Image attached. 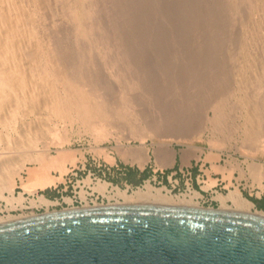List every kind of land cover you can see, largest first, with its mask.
Here are the masks:
<instances>
[{"label":"bare ground","instance_id":"6f19581e","mask_svg":"<svg viewBox=\"0 0 264 264\" xmlns=\"http://www.w3.org/2000/svg\"><path fill=\"white\" fill-rule=\"evenodd\" d=\"M0 1L2 2L1 3L2 6L5 4L3 7H0V113H1V111L4 110V108H6V105H7L6 102L4 101V99L8 95L7 91H11L12 90V92L14 94L13 95L14 96L13 98L17 102L16 103V107L18 106L19 101H25L26 103L29 102L30 105H31V102H32V104L34 102L37 103V101L39 102L41 98L42 99L44 98V99H46V101L45 100L44 101L47 102L46 103L47 107H49V109H50L49 111L52 113L51 115H54L57 118H68V117H70L74 113L78 116L79 119L83 120L84 122L89 121L92 118L94 119L96 117H103V116L104 117H107V115L104 113V110L101 109L99 105H97V104H95V103L92 102L93 101V98H91L90 94L87 93V91L83 88V84L88 81V79L85 80L86 78L83 76V74H85V75L87 74V72H85V71L86 70L88 71L87 68L90 66V64L92 62L91 58H89V56L91 55L89 52L90 51L92 52L95 49L97 51H98V49L101 50L100 48H104L105 49L107 47L104 46V44L105 45L106 44L109 45L108 43H111L110 42L111 41V38H108L107 37L108 40L107 39L105 40V38L103 39L102 37H101L102 38L101 39L100 38V35H99L98 28L99 27L101 28V26H98L97 25L98 24L97 23V20L98 19L95 18L96 15H94L95 8L97 9V7H98L97 4L99 2L96 4L95 3L96 0H22V3L17 2V0H0ZM103 1L105 2V0H103ZM108 1L110 3H112L110 0H108ZM112 1H114V0H112ZM124 1L127 2V0H124ZM124 1H123V4L125 3ZM192 1H193V3H192ZM201 1H204L205 2V0H183L182 1V4H179L180 6H182L180 8H182V9L184 8L183 11H181L180 8H179V11L184 12L185 10H187L186 13H187V16H189V19L185 17L186 19H188V21H183V22L180 21V22H178L177 23V26H178L177 27V31L179 30L182 34L184 33V35H185V33L187 34L188 32H192L193 34L192 33L191 34H192V36L194 35L193 37H195V39L192 40L193 41V44H191L192 43L191 40H190L191 43L188 42L192 46L195 43H197L198 41H201L202 40L204 42V40L202 38V35L200 36L201 38L198 39L199 38L198 37V34L200 32L203 31L202 33L205 32V34L208 35V38H206L207 35H204L203 34V36L205 38V41L208 40V39L210 40L209 43L206 41L207 42L206 44H207L208 47L207 46L205 47V42H204L203 45L200 42H199L200 44H198V43L195 44V46L197 45L199 48L202 46L200 48V50H199L200 52L197 49L195 50V51L199 52L198 57H196L197 55H195V54H197V52L194 53L195 56L192 54L194 52V51L192 52V50L195 49L194 46H193V49L190 50V52L189 51L188 52H189V54L191 53V55L194 56L193 57V59H194L193 61L197 60L195 58H198L197 61H199V59L203 61L202 63H199L200 61L197 62V63H199L198 65H200V64H206L207 65L206 67L208 69H211V70L208 71L206 68H204L205 65H203L204 66L203 67V72H204V69L207 70V72H205V74H204L203 72L200 71L202 74L199 72L201 78L198 79V80L195 78V76L198 74V72H197V74L192 73V76L191 77L194 78V79H196L197 81H199V83L197 82L198 84L195 85L196 80H194L193 82H195V83L192 84L191 82H192L193 79L191 80L189 78L190 77L189 75H191V72H192L193 67H191L192 69L191 68H188V69H191L190 74L187 75V76H189L188 77L189 80H191L188 83L189 84L191 83L192 85L191 84L189 85V84H187L186 82L183 81L184 84L186 83L184 85V87H187L186 88V91H183V92L179 91L178 88H177L178 91L175 89L174 84L176 83V81L173 80V78L176 79L177 76H175V77L172 78L171 77V72H169L170 74L169 73L168 74L170 75V77L172 78V80L169 77L170 79L168 78L169 80H166V81L163 80L165 78L162 79V77H163L164 74L162 75V77L160 76L161 79L160 78L157 79L156 77L152 78L153 77L152 75H150V74L147 75V73L145 72L146 73L145 75H147V79H148V80H145V81L143 80V77L142 76H139L140 74H138V78L139 77L141 78L140 79L141 83L143 82L144 85H145V87H147L146 89H144V90H146L145 91L146 96H147V93L148 94L149 93H152L154 95V97H155V100L154 101H156L157 104H158V106L160 107V108L158 107L157 110H160V111H157L156 110L155 107H157V105L155 106L154 101H152L153 98L150 99L149 101L150 102L151 101L153 102V104H154L153 107L154 108L152 106L151 107H152L153 110L155 109L154 110L155 113L154 112L152 113L153 110H151V109H150L151 110L150 111L151 113H149V111H146L147 108L149 109L150 107H147L146 110H144L145 108L144 109H141L142 107L139 108L142 111L139 110V109L136 110L137 108L136 109L135 108H132V106L130 105L131 103L128 100H127L128 103H130V104H128L129 105L128 107L131 106L132 109L131 108H130L131 110L126 109V111H124L122 109V106L126 105L127 102H126L125 97L123 98L121 96V98H120V100L118 102V103H121V104H119L121 108L120 107H117L118 110H116L115 118L120 119V121H123L124 124L127 123V127L130 126L128 129H130L131 136L138 137L141 140L142 144H143V146H140V147L139 146L138 147H129V146L127 147V146H124V145H121L120 144V146H119L120 149L118 148L120 150V153L119 154L122 156V159H124L126 162H129L131 164H137L140 167H144L145 164L149 161V159H150L149 149L146 148V146H144V144L146 143L147 138L149 136H152L147 129H150V130L152 129L153 131L152 130L151 131L154 133V138H157L156 143L158 145L157 148H155V151L153 150V152L155 153L154 155H156V158H157V163L156 164H158V167H160V168H164L166 166L171 165L172 162H174V157H175V149L170 147V145L172 144V142L173 141H180V142H188V143L192 142L193 143V141H194L193 140V137H192L193 136V133H192V130L190 128H191V125L193 124V122L194 123L197 122V120H196V122L193 121V120H195V117H196V119H199L200 118L199 117L200 116V113L199 112H194L196 109L195 110L193 109V107H195L196 105H198L199 107H204L203 108L204 110L207 109L208 107L211 108V109H214L213 110L214 111V114H212L214 116L212 117V119L206 118L209 121H211L209 123L214 124L213 125V128L214 129H215V127H214L215 125H216V128H217V126L219 128H221V127H223L224 124L226 125V123L229 121V118L228 119H226V118L230 114H227L226 115V113L224 112V110H225L224 108H222L224 110H221V104H223V102H222L223 99L225 100V99H227L226 97H230V96H228V95H230V93L228 94V92L232 91V90H230V91L228 90L229 89L228 88L229 87L228 85L232 81V79L230 81V76H231V73L232 72H231V70L229 71V69L231 68V66L229 68V66L226 65V66H228V67H226L225 64H226L227 61L226 62L224 61L225 60V57H226V59H228V55L229 54H230L229 59H232V58L234 59L235 56H236V52L237 53H240V56H241V58L243 57L242 60H244V63H245L244 66L247 68V70H249V69L251 70L250 73L253 72L252 71V68H253V65H254L253 63H255V62H253V63L251 62L253 60H252V57H250L251 54H250V52L248 50V47H249L248 46V43L250 44L249 39H246L245 38L246 35H245V37H242V38H240V37L237 36L238 38H237V41H236L233 38V37H235V35L233 37L230 36V34H231L230 33V28L233 27L234 23H237V24L240 23L239 20H238L240 17L238 15L242 11H240L239 14H238V12L236 13V15L238 14L237 17H236V19L238 20L239 23L237 22V20H236V22L235 21L234 22L232 21V19L234 17L233 14L236 11L237 5H238V8L240 9L239 3L240 2L243 3L244 0H242V1L241 0L239 1L238 0L239 1V2H237L238 4L236 3V0H208L210 4H208V2L207 3L206 2L204 3V4H207V6L206 5H202L203 2H201ZM254 1H255V5H256V0H254ZM254 1L251 0L250 1V4H251V2H254ZM115 2H114V7L117 6V5H115L117 2L116 3ZM260 2H261V0H260ZM260 2H259V5H260ZM136 3H138V2H136ZM150 3H152V2H150ZM164 3H166V2H164ZM245 3L246 2H244V4ZM169 4H171V3H169ZM169 4L166 3V4H163V6L165 5L167 7ZM200 4L202 5V7L203 6L204 7L206 6L205 7L206 9L200 7L201 6ZM263 4L264 3H262V6H263ZM56 5H60V7H61V10L62 11H61L60 14L55 9L56 8L55 7ZM107 5H108V2H107ZM146 5H148V4H146ZM172 5H174V4H172ZM259 5H257V6H259ZM100 6H101V4H100ZM159 6L160 5H158V7ZM253 6H254V4H253ZM121 7H123V6H120L119 9ZM125 7H126V5H125ZM155 7H154V4H153V6H150L151 9H153ZM166 7H163V8H166ZM169 7H167V9L170 12L173 11V10H170ZM175 7H176V5H175ZM124 8H122L123 9L122 11H125L126 8L125 9ZM254 8H256V6ZM104 9L106 10V8H104ZM130 9H131V6H130L129 9H126L125 14L123 15V16H125V15L127 16L126 19H125V21L127 20L126 21L127 22V24H126L127 27L130 25L131 22L132 23L135 22L137 24L141 20L142 22H140L139 24H137L139 27L137 25L134 26L135 23L133 24V26H134V28H132V29H134L133 31H141V30L143 31V30H147V29H145V27L147 28L149 25L146 24L147 20H146V18L144 16L146 14H141L139 16L136 15L138 17H134L135 16V13H134V14H132L133 15V17H132L131 13L133 11L131 12L132 9L131 10ZM141 9H142V7H141ZM167 9H165V10H167ZM246 9H248V8L246 7ZM133 10H134V7H133ZM243 10H245V9L243 8ZM99 11L102 12V10H99ZM146 11H149V10H146ZM146 11L144 9V12H146ZM159 11H161V10H159ZM169 11H168V13H170ZM212 11H216L217 12V15H216L215 12L213 13L214 14V16H212L213 18L210 17L212 15ZM245 11H247V10H245ZM251 11H252V9H251ZM45 12H46V15L44 14ZM144 12H142V13H144ZM150 12H151V10H150ZM150 12H148V13H150ZM174 12H175V9H174ZM113 13L115 14V12H113ZM188 13H189V15H188ZM121 14H123V13L121 12ZM154 14L152 13V16H154ZM242 14H243V12H242ZM242 14H240L241 17L245 16V13H244L243 16H242ZM57 15L59 17H61V19L64 21V24L69 27V32H68L69 34L67 33L68 34L67 36H68L69 43L71 45L66 46L64 48H65V50H66V48L69 49L70 51L72 50L71 51L72 53L70 52L71 53L70 55H68L69 53L68 54H64L65 52H69L68 50L63 51L64 53L60 54L61 52L59 51L60 52L59 53L58 50H56V47L54 46V45H57V48H59L61 44L65 43L64 40H66V35H65L64 40H62L63 43L57 40L58 42H55V44L53 45L54 47L50 46V44H52L54 42L53 41L51 42L50 39H49V41L47 40L49 38L48 35H47V33H48L47 32L48 25L49 26L50 25L53 26L51 28L52 31L53 30H56V29L58 30V28L56 27L58 24L56 25V23H54V22L56 20H59L58 19L59 17L56 18V20H54V22H52L53 19H54V17H56ZM104 15H106V12H104ZM108 15H110V14L108 13ZM173 15H175V14H173ZM181 15H183V14H181ZM184 15H185V12H184ZM248 15H249V13H248ZM256 15H258L257 10H256ZM49 16L51 18H53L52 21H51V24H49V22H50L51 19L49 21L47 19V17H49ZM98 16H99V13H98ZM118 16H121L120 13L118 14ZM123 16H122V18H123ZM147 16H149V15H147ZM250 16H249V18H250ZM253 17L254 16L252 14V19H253ZM148 18H150V17H147V19ZM164 18H166V17H164ZM258 18H260V17H258ZM151 19H152V17H151ZM156 19H158V18H156ZM170 19H171V17H170ZM243 20L245 22V19H243ZM115 21H118V20L117 19L114 20V23H115ZM173 21H175V20H173ZM231 21L233 23L232 26H231ZM60 22L61 21H59V24H60ZM103 22H104V20H103ZM105 22L107 23V21H105ZM128 22H129V24H128ZM250 22H251V20H250ZM132 23H131V26H132ZM118 24L120 25V23H118ZM222 24H223V27H222ZM244 24H246V23H244ZM121 25H124V24H121ZM146 25H148V26H146ZM154 25H155V22H154ZM167 25L169 27V24H167ZM173 25H174V23H173ZM252 25H253L252 27H256L255 29L251 27L252 30H256L257 32H259V34L260 33L262 34V37H263V40L262 41L264 43V22H260V21L257 22V20H255V22L253 21V24ZM131 26H129L128 28H131ZM63 27L65 28V26H63ZM124 27H126V26H124ZM238 27H239V25H238ZM107 28H105V29L106 30H109ZM152 28H154V27L152 26ZM114 29L116 31L117 27L116 28L114 27ZM191 29L193 31H191ZM239 29H240V27H239ZM156 30H154V31H156ZM249 30L252 31L251 29H249ZM58 31H61V30H58ZM103 31H105V30L103 29ZM119 31H121V30L119 29ZM124 31H125V28H124ZM131 31H129V33H131ZM233 31H235V29L232 30V32ZM242 31H244V30H242ZM242 31L240 29V33ZM246 31L247 30H245V32ZM111 32H114V30L113 31L111 30ZM220 32L221 33L223 32V36H225L224 40H226L227 42L224 43L221 40L220 41L221 42L220 44L217 43V42H219L218 39L222 35V34L220 35ZM237 32H239V31H237ZM49 33H51V32H49ZM233 33H232V35H233ZM53 34H55V31H53ZM109 34H110V32H109ZM112 34L115 37L114 33H112ZM121 34H119L117 36L118 37H121L120 36ZM133 34H136V33L133 32ZM243 34H245V33H243ZM252 34H253V32H252ZM256 34H254V37H255ZM106 35H107V33H106ZM135 36H133V38ZM151 36H152V34H151ZM51 37L52 36L50 35V38ZM57 37H59V36H57ZM158 38H160V37H158ZM162 38L165 39V37H162ZM109 39H110V41H109ZM119 39H121V38H119ZM128 39H131V38H128ZM135 39H134V42H135ZM163 39H161V40H163ZM196 39L198 40L197 42H196ZM221 39H223V38H221ZM114 40H116L117 42H119L118 39H114ZM155 40H157V39H155ZM171 40H173V39H171ZM179 40H180V38H179ZM234 40H235V42L233 43ZM24 41H27L28 44H24L23 43ZM105 41H108V42H105ZM125 41H127V39ZM145 41H147V39ZM159 41L160 40H158L157 43H161V41L160 42ZM231 41H232L233 44L232 45L230 44L231 45L230 46L227 43H231ZM251 41H253V40H251ZM256 41H258V40H256ZM49 42H50V44H49ZM127 42H128V45H129V41H127ZM168 42H166V44ZM180 42H177V43H180ZM112 43H114L115 46L117 45L114 41ZM137 43L135 45H137ZM177 43H175V44H177ZM182 43L179 44L181 48H182L183 44H185V46H186V43H183V44ZM235 43H236L237 47H236V45L234 46ZM121 44H122V42L120 44H118V46L119 45L121 46ZM154 44H155V42H154ZM222 44L223 45L224 44H227L226 46L229 45L230 48L233 47L232 48L233 50L227 51V49L224 47L225 45L223 46ZM251 44L253 45L254 43H251ZM64 45H68V44H64ZM112 45L110 44V46H112ZM162 45H163V43H162ZM162 45H161V47H162ZM217 45L223 46V48L226 49V51L224 50V52H226V54L225 53L224 54L225 55L228 54L227 56H225V55L223 56L222 55L223 57L221 59H222L223 63L225 62L224 65L222 64V62L221 63L219 62L220 60L217 59V57H220V56L218 54L215 55V52L218 53V51H219L218 50L219 49L218 48L219 46L218 47H215ZM254 45L256 46V44H254ZM102 46H104V47H102ZM110 46H109V48H110ZM113 46H112V48H113ZM137 46H139V45H137ZM192 46H191V48H192ZM259 46H260V43H259ZM125 47L126 46H124L123 48L125 49ZM158 47H159V45H158ZM164 47H165V45H164ZM234 47H236V48H234ZM261 47L263 48L264 46L262 45ZM51 48H55V51L57 53H59V54L56 55V56H54L57 53L54 54V52H53V56H52V50H51ZM61 48H62V46L60 47V50L64 49V48H62V49ZM121 48H122V46L120 47V49ZM126 48H128V47H126ZM187 48H188V46H187ZM187 48L185 47V49H187ZM189 48H188V50H189ZM113 49H115V47ZM131 49L132 48H130V51H131ZM234 49H235V51H234ZM256 49H258V48H255V50ZM138 50H140V49H138ZM138 50H136V51H138ZM156 50H157V48H156ZM159 50L161 51V48ZM165 50L166 49H164V51ZM183 50H184V48H183ZM228 50H229V48H228ZM251 50H253V49H251ZM127 51H129V48H128ZM127 51L125 50L124 52H127ZM162 51H163V48H162ZM111 52H112V49H111ZM113 52H114V50H113ZM121 52H123V50ZM121 52H119V53H121ZM124 52H123V54H124ZM261 52H264V51H262V49H261ZM132 53H128V54L130 55ZM160 53L161 52H159V54ZM167 53L165 55H167ZM173 53L175 55V52H173ZM184 53H183V55H185ZM111 54H107L106 53V55L109 56V57L107 56L109 59H110V57H112V56H110ZM233 54H235V56ZM134 55H135V52H134ZM102 56H103V54H102ZM114 56L112 58H114ZM117 56H118V54H117ZM127 56H125V57H127ZM261 56L264 57L263 56V53H261ZM107 57H106L105 60H107ZM139 57H141V55ZM163 57H161V58L163 59ZM176 57H178V56H176ZM121 58H122V56H121ZM153 58H155V57H153ZM161 58H158L160 61L157 60V62H162L163 60L161 61ZM190 58H188V59H190ZM259 58H261V57H259ZM259 58H258V60H259ZM179 59H180V57H179ZM239 59L240 58L237 57V60H239ZM261 59H263V58H261ZM127 60H126L127 63L130 62L129 59H127ZM138 60H137V58H135V61L136 62ZM171 60H172V58H171ZM112 61H113V59H112ZM116 61H118V60H116ZM143 61H145V60H143ZM193 61L192 60H189L188 62H192L193 63ZM216 61L219 62V63H216ZM261 61L262 60H260V63H261ZM122 62H124V60ZM136 62L134 64H137ZM149 62H151V61H149ZM181 62L184 63V60L181 61ZM112 63H115V62H112ZM124 63L121 64V61H120L119 64L121 66ZM127 63L124 64L125 67H126V64ZM130 63H132V62H130ZM186 63H187V61H185L184 64H186ZM197 63L195 65H197ZM258 63L256 62V64L258 66H260V63L259 64ZM115 64H113V67H114ZM142 64H141V61H140V65H142ZM184 64H182V66ZM191 64H190V66H191ZM242 64H243V62H242ZM263 64H264V61H263ZM105 65H106V63H105ZM124 65H123V67L121 66V69L120 68L118 69L119 71L118 70L117 71L120 72V70H122V68L124 69L125 68ZM140 65H138V66H140ZM210 65H211V68L209 67ZM212 65H215V66L212 68ZM222 65L225 66L224 68H228V69H223L222 68L223 67ZM230 65H233V64H230ZM237 65H238V63H237ZM161 66H162V64H161ZM185 66H188V65H185ZM107 67H108V65H107ZM130 67L131 68H134V67H132V66L129 65V68ZM163 67H164V65H163ZM176 67H177V65H176ZM195 67L196 66H194V68ZM200 68L201 67L199 66V69ZM238 68H241L240 65H239ZM259 68H261V67H259ZM259 68H258V70H259ZM109 69H111V67H109ZM115 69H116V67H115ZM115 69H114V71H115ZM126 69H128V68L126 67ZM126 69H124L125 70L124 72H127V71L130 70V69H128L126 71ZM137 69H138V67L136 68V70ZM140 69L143 70V68H141V67H140ZM156 69H158V68H156ZM169 69L172 70L171 68H169ZM180 69H182V67H180ZM199 69H198V71H199ZM254 69H255V66H254ZM186 70H184L185 76L187 74ZM195 70H194V72H195ZM258 70H256V74H257V71ZM91 71H92V69H91ZM112 71H113V69H112ZM112 71H111V73L114 74L113 73L114 71L113 72ZM162 71L164 72V71H167V70L166 69L163 70V68H162ZM246 71H243V74H242L241 73V70H240V75L241 74L243 75V76L241 75V77H243V78H242V84H241L240 87H242V89L244 88V90L245 89H249L250 90L252 88V85L255 84L254 82H256L257 76H259L260 74H262L261 77L264 76L263 75L264 74V72H263L264 70L263 71H258L259 73H258L257 76L254 74V76H256V79L255 80H254L255 77L252 75V73H251L252 76H250V75L247 76V74L244 75L246 73ZM122 72H123V70H122ZM180 72H181V70H180ZM188 72H189V70H188ZM116 73L117 72L115 71V75H116ZM236 73L237 72H235L234 75H237ZM91 74H93V73L91 72ZM119 74L120 73H118V75ZM121 74H120V76H121ZM124 74H126V73H124ZM193 74H194V77H193ZM234 75L231 76V78H233ZM86 76L88 77V74ZM91 76H90V78H91ZM122 76H125V75L122 74ZM166 76H167V74H166ZM185 76H184V78H186ZM119 77H118V81H119ZM131 77H135V76H131ZM261 77H259L260 80H261V84H260L259 87H261V88L260 89L258 88V89L260 91L261 90L264 91V87L261 86V85L264 84V82H262ZM138 78H137V80H138ZM198 78H199V75H198ZM127 79L126 78L123 79V82H124V80L127 82ZM178 79L179 78H177L176 80H178ZM137 80L135 82H137ZM162 80H163V82H162ZM183 80H188V79H183ZM233 80H235V79H233ZM260 80H259V83H260ZM121 81H122V79H121ZM168 81H175V83L173 84L172 82H170L169 84H167ZM178 81L180 83V80H178ZM233 82L234 81H232V83ZM128 83H126V84H128ZM123 84L126 85L125 83H123ZM123 84H121V86H123ZM135 84H137V83H135ZM138 84H140V83H138ZM176 84H178V83H176ZM128 85H126V87ZM27 86H29L30 88L28 89V91L26 89L27 92H25V87H27ZM131 86H133V85H131ZM140 86H139V88H140ZM231 86L233 87V85H231ZM123 87L125 88V86H123ZM177 87H178V85H177ZM180 87H181V84H180ZM256 87H258V86H256ZM256 87H253V90ZM129 88H130V86H129ZM136 89H138V88H136ZM136 89H134V90H136ZM181 89H182V87H181ZM235 89H236V87H235ZM23 90H24L25 94L22 96V94H20V92L22 93ZM126 90H127V88H126ZM126 90H125V92L128 91V90L127 91ZM241 90H239V91H241ZM259 90H257V91L259 92ZM139 91L142 92L143 90H139ZM139 91H136L137 94H138ZM237 91H236V93H237ZM250 91H252V90H250ZM143 93L144 92H142V96H143ZM134 94H136V93H134ZM251 94H252V96L254 95L253 93H251ZM257 95H258V99H260V98H262V96H264V95L261 96L260 93L257 94ZM136 96H138V95H136ZM242 96H243V94H242ZM129 97H131V96H129ZM147 97L145 99H147ZM233 97L235 98V96H233ZM237 98H239V97H237ZM142 99H143V97H142ZM145 99L143 101H146ZM247 99L246 98L243 99V103L246 104V105H248L247 102L249 101ZM143 101H141V102L142 103H146V102H143ZM227 101H228V103H231L232 102L231 104H233V102H234L232 100H231V102H229V99ZM150 102L148 103L149 105H150ZM254 102H255V107L253 106ZM261 102H263V104L260 105L261 107L259 108V107H256V103H258L257 100L256 101H253V102L251 101L249 104L251 105L253 103L252 106L254 107V108L252 107L253 108L252 109V112H250L251 110L249 112H246L244 110L246 112V114L249 113L248 114V117H246L247 115L245 116V114H244L245 117L243 115H241V116L244 117V118H242V119H244V120H242V121H244L242 123V126L245 125V128L243 127L244 128L243 129V131H244L243 133H244V135H246L247 140L249 142H251L252 144H255L257 146H262V148H263V146H264V113L262 114V111L259 110V109L263 108L262 106H264V97L262 98ZM148 104L146 103V106ZM224 104H225V102H224ZM244 104H243V107H244ZM8 105H10V104H8ZM138 105H140V103H138ZM146 106H144V107H146ZM223 106H225V105H223ZM12 107H9V108L11 109ZM232 107H234V106L232 105ZM225 108H227V107H225ZM192 109L194 110L193 111L194 114H191V110ZM228 109L230 111H232L229 108V106H228ZM246 109L248 110V108H246ZM213 111H212V113H213ZM12 112H13V116H15L16 115L15 109H12ZM158 112H160V113H158ZM200 112H203V111H200ZM195 113H199V116L197 117L195 115ZM231 113H233V112H231ZM192 115H195V117H193ZM206 117H207V115H206ZM235 119H237V118L235 117ZM200 120H202V118ZM200 120L198 121V123H201ZM235 121L236 120H234V122ZM205 122H203V123H205ZM144 123L147 126L146 125L144 126L143 125ZM198 123H196L197 125L196 124H194V125H196V127H197V126H199ZM1 124H2V127L7 130V133L4 134L0 130V198L1 199H4L6 201V203H7L8 206L9 205L12 206V205H14L16 203L22 204V205L24 204L25 197L23 196L22 193H20V194H18V196H16V194H15V187H16V179L17 178H20V180L22 181V173L25 170L30 169V167H28L29 164H36V165H38L37 167L40 168V170H39V168H37L36 171L33 170L34 172L33 173L31 172L32 174L30 176H31L32 183H29V182H31L30 179H29V182H28L29 185L30 184H34V185L41 186V188L42 187L43 188H46V187L52 186V184H56L58 181L63 180V177H64L63 175L66 173V167H67L68 164L76 165L78 161H81L85 157L84 156V152H82L80 149H72V148L71 149H69V148L68 149H65V148H62V149H59L57 151V155L56 156L55 155L53 156L49 152V149L47 147L48 145H45L46 148H43V149L38 148V144H37L38 141L37 140L39 139V136H40V134H39L40 129H37L38 126L35 127V128L32 127L30 129V132L27 131L28 134H26V135L23 134L24 136H21L20 135V133H23V132H20V133L18 132L19 133L17 135L18 137H14L8 131V129L11 128V124L10 123L8 124V121H6L5 119H1ZM228 124H229V122H228ZM200 125H203V124H200ZM238 125L240 126V124H238ZM125 127H126V125H125ZM201 127L202 126H200V128ZM203 127H204V125H203ZM16 128H17L16 126H13L11 129L15 132ZM237 128H239V127H237ZM223 130H225V129H223ZM220 132H222V131H220ZM128 133H129V130H128ZM19 135H20V137H19ZM242 138L244 139V137H242ZM51 143H52V141H49V142L47 141V143H45V144H51ZM156 143H154V144H156ZM189 146H191L190 147L191 149L189 148L190 149L189 152H186V151L184 152L183 158L188 157V156L189 157L190 156H197V158H199V154L197 155L196 151H200V149H198V147H196V146H193L192 144H189ZM253 147H255V146H253ZM259 148H261V147H259ZM100 149H102V148L100 147ZM113 159H114V157L113 156H110V160L113 161ZM235 165H237V164H235ZM251 165H253V164H251ZM255 166L258 167L257 165H255ZM51 169H54V170L59 171L60 174L58 176L57 175H52L50 173V170ZM239 170H240V168H239ZM251 171H252V169H251ZM254 171H255V169H254ZM262 173H263V171H262ZM241 174H242V170H241ZM257 175H258V172H257L256 176ZM260 175L262 176L261 172H260ZM262 177H264V176H262ZM85 181L87 183H89L90 182V178L85 179ZM212 183H214V182H211V185H212ZM109 185L110 184L108 183V181L107 182H102L101 181V182H98L95 187H96L97 190L104 192L107 189L109 190V188H108ZM26 187H29V186L27 185ZM32 187H34V186H32ZM113 187H114L113 188V191L115 193L114 196L117 197V200L114 203H110L108 205H118V204H159V205H170V206L171 205H180V206L195 207V208H202L203 207V206H200L199 205L198 201H196V199H198L201 196V194L198 191H195L194 193H190L188 195H186L187 193L181 194V195H173L171 193V191L166 186H162L160 188H155L153 185H151L150 181H146L143 186H140V187H137L135 189H132V191L128 190V188L123 189V188H121L119 186H115V185H113ZM206 188H208V187L206 186ZM26 191L31 192L32 190H30L29 188H26ZM31 193H33V191ZM118 197L121 198V200H118ZM216 197L221 202V205H220V208H219L221 210H232V211H237V212H242V213H255L256 215H262V216H264V211L253 210L254 203L252 201H250L249 199H247L246 197H244L242 195V193L237 188H235V190H230L229 193L226 194V195H224V194H217ZM30 203L32 205H41V204H44V205H47V206H49L50 204H52L51 200H48L47 198H45V197H43L41 195H39V198L37 200H33L32 199L30 201ZM229 203H231V205ZM49 212H52V210H49L47 208L46 211H45V213H49ZM35 215H39V214H37L35 212H29V213L23 212V213H19V214L8 213L6 215H0V223H6V222H10V221L18 220V219H23V218H27V217H31V216H35Z\"/></svg>","mask_w":264,"mask_h":264},{"label":"rangeland","instance_id":"374dc122","mask_svg":"<svg viewBox=\"0 0 264 264\" xmlns=\"http://www.w3.org/2000/svg\"><path fill=\"white\" fill-rule=\"evenodd\" d=\"M103 1V0H102ZM101 0H96V4L99 2L100 4H101V6H100V4L98 3L97 5H98V7H97V9L95 8V12L97 13H95L94 12V15H96L95 16V18H97L96 20H97V25L98 26H101V28L99 27L98 28V31H99V35H100V38L102 37L103 39L105 38V40L107 39L108 40V38H111V41H110V39H109V41L111 42V43H108L109 45H105L104 44V46H106L107 48H100L101 50H99L98 49V51L95 49V50H93L92 52L90 51L89 53L91 54L90 56H89V58H91V60H92V62H91V64H90V66L87 68L88 69V71L86 70L85 72H87V74H88V77L85 75V74H83V76L86 78L85 80H87L88 79V81L86 82V83H84L83 84V88L87 91V93H89L90 94V96H91V98H93V103H95V104H97V105H99L100 106V108L101 109H103L104 110V113L107 115V117H96V118H92V119H90L89 121H86V122H84L83 120H81V119H79L78 118V116L74 113V114H72L70 117H68V118H57V117H55L54 115H51L52 113L49 111L50 109H49V107H47V105H46V103L47 102H45L46 101V99H40V101L38 102L37 101V103L36 102H34L33 104H32V102H31V105H30V103L28 104V103H26L25 101H19V104H18V106L16 107V101H15V99L13 98L14 96V94H13V92H12V90L11 91H7V93H8V95L6 96V98L4 99V101L6 102V104L8 105V104H10V105H6V108H4V110L3 111H1V113H0V130L5 134V133H7V130L5 129V128H3L2 127V124H1V119H5L6 121H8V124L10 123L11 124V128L13 127V126H16L17 128H16V130H15V132L10 128V129H8V131H9V133L11 134V135H13L14 137H18L17 135L20 133V132H23V133H20V135L21 136H24V135H26V134H28V132H30V129L33 127V128H35V127H37L38 126V128L37 129H40V131H39V134H40V136H39V139L37 140L38 142H37V144H38V148H41V149H43V148H46V146L45 145H48L47 147H48V149H49V152H50V154L51 155H57V151L59 150V149H62V148H65V149H80L82 152H84V159H82L81 161H85V159H87V163H86V169H82V162L81 161H78L77 162V164L76 165H79L80 166V168L82 169L80 172H79V177H78V179H82V177L85 179L86 177H87V175H89L90 173H92V174H94V176H96V177H102L104 174H105V176L107 177V181L108 182H112L114 185H119L121 188H123V189H125V188H127L126 187V185H130V191H132V189H135V188H137V187H140V186H143L144 184H145V182L146 181H150V183H151V185H153L155 188H160V187H162V186H166L170 191H171V193L173 194V195H181V194H185V193H187L186 195H188V194H190V193H194L195 191H198L200 194H201V196L198 198V199H196V201H198V203H199V205L200 206H203V207H206V208H220V205H221V202L218 200V198L216 197V195L217 194H224V195H226V194H228L229 193V191L230 190H235V188H237L241 193H242V195L244 196V197H246L247 199H249L250 201H252L253 203H254V207H253V210H259V211H264V177H262V176H264V146H263V148H262V146H257V145H255V144H252L251 142H249L248 140H247V137H246V135H244V131H243V129L245 128V125L244 126H242V123L244 122V121H242V120H244V119H242V118H244L246 115V117H248V114H246V112H249L250 110V112H252V109L255 107V102H254V104H253V106H252V104L250 105L249 103L252 101H258V103H256V107H261L260 105H262L263 104V102H261V100H262V98L264 97V96H262V95H264V91H260L259 89L261 88V87H259L260 86V84H261V80H260V78L259 77H261V75L262 74H260L259 76H257L258 75V71H263L264 70V64H263V61H264V57H262L261 56V53H263V56H264V52H261V49H262V51H264V47L262 48L261 46L263 45L264 46V43H263V37H262V34L260 33L259 34V32H257L256 30H252V28H256V27H252L253 25V21L255 22V20H257V22L258 21H260V22H264V4H263V6H262V3H264V0H261V2H260V0H256V5H255V1L254 0H252V1H254V2H251V4H250V1L251 0H244L243 1V3H239V7H240V9L238 8V5H237V7H236V11L234 12V14H233V19H232V21L234 22H236V17H237V15L239 14V12L240 11H242L243 12V14H242V12H240V14H242V16L244 15V13H245V16H243V17H241V15L239 14L238 16L240 17L238 20H239V22H238V20H237V22L239 23V24H237V23H234V25H233V27H231L232 26V21H231V28H230V36L231 37H233L234 35H235V37H233L236 41H237V38L238 37H240V38H242V37H245V35H246V39H249V41H250V44L248 43V50H249V52H250V57H252V60L253 61H251L252 63L253 62H255V63H253L254 65H253V68H252V71L254 72H251L252 73V75L254 76V74L257 76V79H256V76H254L255 78H254V80L256 79V82H254L255 84H253L252 85V88L250 89V90H252V91H250L249 89H245L244 90V88L242 89V87H240L241 86V84H242V78L243 77H241V75L243 74V71H246L247 70V68L244 66V60H242L243 59V57L241 58V56H240V53H237L236 52V56H235V54H233L234 56H235V58L233 59H229V56H230V54L228 55V59H226V57H225V62H226V64H225V62L223 63V61H222V57L226 54V52H224V50L226 51V49H227V51H230V50H233L232 48H230V46L235 42V40L233 41V43H232V41H231V43H227V44H231L229 47L228 46H226L227 44H222L226 49H224L223 48V46H221V45H217V46H215V47H218L217 49L219 50H217L218 51V53L217 52H215V55L216 54H218L220 57H217V59L218 60H220L219 62L221 63L222 62V64L224 65L225 64V66L226 65H228L229 66V68H230V66H231V68L229 69V71L231 70V72L233 73H231V76H233L234 74H235V72H237L236 74L237 75H234V77L233 78H231V76H230V81H231V79H232V81H234L233 83H232V81H231V83H229V91L230 90H232V91H230V92H228V94L230 93V95H228V96H230V97H226L227 99H223L222 100V102H223V104H221V110H224V112L226 113V115L227 114H230L229 116H227V118L226 119H228L229 118V124H228V122L226 123V125L224 124L223 125V127H221V128H219L218 126H217V128L220 130V131H222V132H220L217 128H216V125L214 126L215 127V129L213 128V125L214 124H211V123H209V122H211V121H209L208 119H212V117L214 116V115H212V114H214V109H211V108H207V109H203L204 107H199L198 105H196L195 107H193V109L195 110H191V114H194L193 113V111L194 112H199L200 113V116H199V113H195V115L198 117H200L199 119H196V117H195V115H192L193 117H195V120H193V121H195L196 122V120H197V122L196 123H198V121L202 118V120H200V122L201 123H198V125L199 126H197L196 127V123H194L193 122V126L191 125V130H192V133H193V143L192 142H190V143H188V142H180V141H173L172 142V144L170 145V147L171 148H174L175 149V160H174V162H173V164L172 165H169V166H166V167H164V168H160V167H158V164H156L157 163V158H156V155H154L155 153L153 152V150L155 151V148H157V143H156V141H157V138H154V133L150 130V129H147L149 132H150V134L152 135V136H149L148 138H147V140H146V143L144 144V146H146V148H148L149 149V155H150V159H149V161L145 164V166L144 167H139L137 164H131V163H129V162H126L124 159H122V156L119 154L120 153V148H119V146H120V144L121 145H124V146H129V147H140V146H143V144H142V142H141V140L138 138V137H136V136H131V133H130V129H128L129 127H127V123L126 124H124V122L123 121H120V119H117V118H115V113H116V110H118L117 109V107H120V105L119 104H121V103H118L119 102V100H120V98H121V96L124 98L125 97V99H126V105H124V106H122V109L124 110V111H126V109H129V110H131L132 108H137L136 110H138L139 108H141V109H144V110H146V108L147 107H150L149 109L147 108V110L146 111H149V113H151L150 111L151 110H153L152 109V107L154 106V104H155V106L157 105V107H155L156 108V110L158 109V104H157V102L156 101H154L155 100V97H154V95L152 94V93H147V96H146V93H145V91L146 90H144V89H146L147 87H145V85H144V83L142 82L141 83V81H140V77L138 78V74H140L139 76H142L143 77V80L145 81V80H148L147 79V75L148 74H150V75H152L153 77L152 78H154V77H156L157 79L158 78H160L161 79V77H162V75H163V77H162V79L163 78H165V79H163L164 81H166V80H169L171 77L173 78V77H175V76H177L176 77V79L177 78H179L178 80H180V83H179V81L178 80H176V79H174L173 78V80H175L176 81V83H178V84H176L175 83V81H168V83L167 84H169L170 82H172L173 84H174V87H175V89L178 91V89H179V91H181V92H183V91H186V88L187 87H184V85L187 83V84H189L188 82L189 81H191L192 79V84H194L195 82H193L194 80H198V79H200L201 78V76H200V74H199V72L201 71V72H203V65H205V67L204 68H206L208 71L209 70H211V69H208L206 66V64H200V65H198L199 63H202L203 61L202 60H200L199 59V61H197L198 60V58H195V59H197V60H195V61H193L194 59H193V57L195 56V55H197L196 57H198V55H199V50H200V48L202 47H198L197 45L195 46V44H204V42H205V47L207 46V42L209 43V39L208 40H206L205 41V38H204V36H203V34L204 35H207V34H205V32L204 33H202V32H200L199 34H198V39H200L201 37V35H202V38H203V40H204V42L202 43L201 41H198L197 39H196V42L197 43H195L193 46L195 47V49L194 50H192L193 49V46L191 45V44H193V39H195V37H193L192 36V32H188L187 34L185 33V35H184V33L182 34L179 30L177 31V23L178 22H180V21H188V19H189V16H187V13H186V11L187 10H185L184 12H185V15H184V12H181V11H183L184 10V8L182 9V8H180V7H182V6H180L179 4H182V1L181 0H127V2H125L124 0H114V1H112V0H110L112 3H110L108 0H105V2L103 1L102 2ZM108 2V5H107V2ZM117 3H116V2ZM123 1L125 2L124 4H123ZM168 1V2H167ZM176 1V2H175ZM240 1V0H239ZM238 0H236V3L237 2H239ZM242 1V0H241ZM248 1V2H247ZM17 2H20V3H22V0H17ZM114 2L116 3L115 5H117V6H115L114 7ZM120 4H119V3ZM122 2V3H121ZM131 4H130V3ZM136 2H140L139 4L138 3H136ZM147 2V3H146ZM150 2H152V3H150ZM164 2H166L167 4H169V3H171V4H169L167 7H169V9L170 10H173V11H169L168 9H167V7L164 5L163 6V4H166V3H164ZM201 2H203V4L201 3ZM200 3L202 4V5H206L207 6V4H204L205 2L207 3L208 2V4H210L209 3V1L207 0H205V2L204 1H201ZM244 2H246L245 4H244ZM259 2H260V5H259ZM2 2L0 1V7H3L2 6V4H1ZM142 3V4H141ZM159 3V4H158ZM162 3V4H161ZM177 3V4H176ZM192 3H193V1H192ZM106 4V5H105ZM123 4V5H122ZM129 6H128V5ZM134 4V5H133ZM141 4V5H140ZM146 4H148V5H146ZM153 4H154V7L155 8H153V9H151L150 8V6H153ZM172 4H174V5H172ZM200 4V5H201ZM238 4V3H237ZM243 4V5H242ZM248 6H247V5ZM253 4H254V6H253ZM11 5V4H10ZM123 6V7H121L120 9H119V7L120 6ZM125 5H126V7H125ZM133 5V6H132ZM158 5H160L159 7H158ZM175 5H176V7H175ZM202 5L200 6V7H202ZM257 5H259V6H257ZM130 6H131V15L132 14H134L135 13V16L134 17H138L139 15H141V14H146V15H144L145 16V18H146V20H147V22H146V24H148V25H146V26H148L147 28L145 27V29H147V30H141V31H133L134 29H132V28H134V26L135 25H137V24H139L140 22H142L141 20H140V22H138L137 24L135 23H132V26H131V23H130V25L129 26H131V28H128L127 27V20L125 21V19H126V15L125 16H123L124 14H125V11H126V9H129L130 8ZM139 6V7H138ZM142 7V9H141V7ZM175 8H174V7ZM205 6V7H206ZM245 6V7H244ZM250 6V7H249ZM256 6V8H254ZM56 8V10L58 11V13L60 14L61 13V7H60V5H56L55 6ZM95 7V6H94ZM109 7V8H108ZM112 7V8H111ZM126 9H125V8ZM133 7H134V10H133ZM145 7V8H144ZM163 7H166V8H163ZM172 7V8H171ZM204 6L202 7V8H204V9H206ZM246 7L248 8V9H246ZM258 7V8H257ZM104 8H106V10L104 9ZM122 8H124L125 9V11H122L123 9ZM137 8V9H136ZM150 8V9H149ZM157 8V9H156ZM178 8V9H177ZM179 8H180V10L181 11H179ZM243 8L245 9V10H247V11H245V10H243ZM250 8V9H249ZM262 8V9H261ZM108 9V10H107ZM112 9V10H111ZM118 9V10H117ZM144 9H145V11L146 10H149V11H146V12H144ZM165 9H167L170 13H168V11L167 10H165ZM174 9H175V12H174ZM239 9V10H238ZM251 9H252V11H251ZM99 10H102V12L101 11H99ZM104 10V11H103ZM112 12H111V11ZM115 10V11H114ZM117 10V11H116ZM137 10V11H136ZM150 10H151V12L154 14V16H152V13L150 12ZM159 10H161V11H159ZM165 10V11H164ZM256 10H257V13H258V15H256ZM260 10V11H259ZM263 12H262V11ZM60 11V12H59ZM98 11V12H97ZM119 11V12H118ZM144 12V13H142V12ZM157 11V12H156ZM251 11V12H250ZM104 12H106V15H104ZM110 14V15H108V13ZM113 12H115V14L113 13ZM118 12V13H117ZM121 12L123 13V14H121ZM139 12V13H138ZM148 12H150V13H148ZM164 12V13H163ZM216 13V15H217V12L216 11H212V15L210 16L211 18H213L212 16H214V14L213 13ZM238 12V14L236 15V13ZM98 13H99V16H98ZM117 13V14H116ZM120 13V15L121 16H118V14ZM148 13V14H147ZM175 14V15H173V14ZM248 13H249V15H248ZM45 15H46V12L44 13ZM48 14V13H47ZM158 14V15H157ZM177 14V15H176ZM181 14H183V15H181ZM252 14H253V19H252ZM108 15V16H107ZM113 15V16H112ZM136 15H138V16H136ZM147 15H149V16H147ZM151 15V16H150ZM164 15V16H163ZM170 15V16H169ZM173 15V16H172ZM188 15H189V13H188ZM251 15V16H250ZM261 15V16H260ZM99 18H98V17ZM101 16V17H100ZM122 16H123V18H122ZM183 16V17H182ZM247 16V17H246ZM249 16H250V18H249ZM50 17V16H49ZM49 17H47V19H48V21L50 20V22H49V24H51V21H52V19L53 18H49ZM59 16L57 15L56 17H54V19H53V21L52 22H54V20H56V18H58ZM105 17V18H104ZM108 17V18H107ZM125 17V18H124ZM132 17H133V15H132ZM147 17H150V18H148L147 19ZM151 17H152V19H151ZM164 17H166V18H164ZM170 17H171V19H170ZM188 18V19H186V18ZM258 17H260V18H258ZM104 18V19H103ZM122 18V19H121ZM156 18H158V19H156ZM173 18V19H172ZM180 18V19H179ZM184 18V19H183ZM262 18V19H261ZM46 19V20H47ZM59 20H56L54 23H56V27L58 28V30H61V31H58L57 29V31L56 30H53V31H55V34H53V31H52V27L53 26H49L48 25V29H47V35H48V41H49V39H50V41L52 42H54V43H52V44H50V42H49V44H50V46H52V47H56V50H58V52L60 53V54H62V53H64L63 51H66V50H68L69 52H65L64 54H68V55H70L72 52V50L70 51L69 49H67L66 48V50H65V48L64 47H66V46H69V45H71L70 43H69V40H68V32H69V27L67 26V25H65L64 24V21L61 19V17H59L58 18ZM100 19V20H99ZM113 23H111L109 20ZM118 20V21H115V23H114V20ZM120 19V20H119ZM162 21H161V20ZM165 19V20H164ZM243 19H245V22H244V20ZM103 20H104V22H103ZM134 20V19H133ZM153 20V21H152ZM168 20V21H167ZM170 20V21H169ZM173 20H175V21H173ZM177 20V21H176ZM242 20V21H241ZM250 20H251V22H250ZM263 20V21H262ZM59 21H61L60 22V24H59ZM63 21V22H62ZM105 21H107V23L105 22ZM157 21V22H156ZM159 21V22H158ZM167 21V22H166ZM126 22V23H125ZM150 24H149V23ZM154 22H155V25H154ZM169 22V23H168ZM176 22V23H175ZM242 22V23H241ZM249 22V23H248ZM118 23H120V25L118 26L117 24ZM169 24V27H168V25L167 24ZM172 23V24H171ZM173 23H174V25H173ZM244 23H246V24H244ZM252 23V24H251ZM64 24V25H63ZM108 24V25H107ZM112 24V25H111ZM115 24V25H114ZM121 24H124V25H121ZM128 24H129V22H128ZM133 24H134V26H133ZM161 24V25H160ZM165 26H164V25ZM237 24V25H236ZM53 25V24H52ZM61 25V26H60ZM103 25V26H102ZM107 25V26H106ZM111 25V26H110ZM117 25V26H116ZM160 25V26H159ZM237 27H236V26ZM238 25H239V27H240V29H241V31L242 30H244V31H242L243 33H245V34H243L242 32L240 33V29H239V27H238ZM250 25V26H249ZM59 26V27H58ZM63 26H65V28L63 27ZM122 26V27H121ZM124 26H126V27H124ZM138 26V25H137ZM152 26L155 28H152ZM104 27V28H103ZM108 27V28H107ZM110 27V28H109ZM114 27L116 28L117 27V29H116V31H115V29H114ZM120 27V28H119ZM125 28V31H124V28ZM139 27V26H138ZM172 27V28H171ZM222 27H223V24H222ZM221 27V28H222ZM252 27V28H251ZM50 28V29H49ZM61 28V29H60ZM105 28H107V29H109V30H106ZM171 28V29H170ZM67 29V30H66ZM103 29L105 30V31H103ZM119 29L121 30V31H119ZM128 29V30H127ZM132 31H131V30ZM150 31H149V30ZM157 29V30H156ZM161 29V30H160ZM175 29V30H174ZM223 29V28H222ZM235 29V31H233L232 32V30H234ZM238 29V30H237ZM249 29H251L252 31H250ZM51 30V31H50ZM111 30L113 31L114 30V32H111ZM154 30H156V31H154ZM245 30H247L246 32H245ZM129 31H131V33H129ZM153 31V32H152ZM191 31H193L192 29H191ZM237 31H239V32H237ZM250 31V32H249ZM49 32H51V33H49ZM66 34H65V33ZM109 32H110V34H109ZM116 32V33H115ZM120 32V33H119ZM133 32L134 33H136V34H133ZM138 32V33H137ZM248 32V33H247ZM252 32H253V34H252ZM68 33V34H67ZM106 33H107V35H106ZM112 33H114V35H115V37L113 36V34ZM122 33V34H121ZM125 33V34H124ZM129 33V34H128ZM192 33V34H191ZM232 33H233V35H232ZM238 35H237V34ZM257 33V34H256ZM53 34V35H52ZM119 34H121L120 36L121 37H118L117 35H119ZM135 36L134 38H133V36ZM151 34H152V36H151ZM154 34V35H153ZM156 34V35H155ZM181 34V35H180ZM191 34V35H190ZM222 34V35H221ZM250 34V35H249ZM254 34H256L255 35V37H254ZM50 35L52 36L51 38H50ZM65 35H66V40H64V38H65ZM106 35V36H105ZM112 35V36H111ZM126 37H125V36ZM130 35V36H129ZM139 35V36H138ZM183 35V36H182ZM220 38L218 39V41L219 42H217V43H221L220 41L222 40L224 43L225 42H227L226 40H224V38H225V36H223V32L221 33L220 32ZM258 35V36H257ZM261 37H260V36ZM55 36V37H54ZM57 36H59V37H57ZM117 36V37H116ZM124 36V37H123ZM129 36V37H128ZM138 36V37H137ZM151 36V37H150ZM238 36V37H237ZM249 36V37H248ZM54 37V38H53ZM108 37V38H107ZM131 38V39H128V38ZM137 37V38H136ZM158 37H160V38H158ZM162 37H165V39H163ZM167 37V38H166ZM254 39H253V38ZM261 39H260V38ZM58 38V39H57ZM101 38V39H102ZM119 38H121V39H119ZM136 38V39H135ZM145 38V39H144ZM179 38H180V40H179ZM185 38V39H184ZM206 38H208V35L206 36ZM221 38H223V39H221ZM232 38V39H233ZM55 39V40H54ZM60 39V40H59ZM113 39V40H112ZM114 39H118V41L119 42H117L116 40H114ZM123 39V40H122ZM127 39V41H129V45H128V42L127 41H125ZM134 39H135V42H134ZM141 39V40H140ZM147 39V41H145ZM155 39H157V40H155ZM161 39H163V40H161ZM171 39H173V40H171ZM177 41H176V40ZM184 39V40H183ZM253 40V41H251V40ZM258 40V41H256V40ZM60 41V42H62L63 43V41L62 40H64V42L65 43H63V44H61L60 45V47L62 46V48H64V49H62V50H60V47L59 48H57V45H54L55 44V42H58V41ZM68 40V41H67ZM121 40V41H120ZM158 40H160L161 41V43H157L158 42ZM169 42H168V41ZM187 40V41H186ZM189 40V41H188ZM192 41V43H191V41ZM261 40V41H260ZM67 41V42H66ZM117 42L116 44V46L120 49V47L122 46V48L119 50L115 45H114V43H112V42ZM159 41V42H160ZM176 41V42H175ZM181 41V42H180ZM185 41V42H184ZM217 41V40H216ZM256 41V42H255ZM105 42H108V41H105ZM122 42V44H121V46L119 45L118 46V44H120ZM125 42V43H124ZM138 42V43H137ZM154 42H155V44H154ZM166 42H168L167 44H166ZM177 43V42H180V43H186V46H185V44H183V46H182V48L180 47V43H177V44H175V43ZM191 43V44H189V43ZM200 42V43H199ZM24 44H28V42L27 41H24L23 42ZM134 43V44H133ZM137 43V45H139V46H137V45H135ZM144 43V44H143ZM149 43V44H148ZM162 43H163V45H162ZM171 43V44H170ZM173 43V44H172ZM251 43H254V44H256V46L254 45H252ZM258 43V44H257ZM259 43H260V46H259ZM64 44H68V45H64ZM110 44L113 46V48L115 47V49H113L112 48V46H110ZM125 44V45H124ZM142 44V45H141ZM154 44V45H153ZM170 46H169V45ZM175 44V45H174ZM54 45V46H53ZM158 45H159V47H158ZM161 45H162V47H161ZM164 45H165V47H164ZM177 45V46H176ZM179 45V46H178ZM236 45V43L234 44V46ZM104 46H102V47H104ZM109 46H110V48H109ZM124 46H126V47H128L129 48V51H127L128 50V48H126L125 47V49L123 48ZM131 46V47H130ZM133 46V47H132ZM156 46V47H155ZM187 48V46H188V48H189V50H188V48L187 49H185V47ZM191 46H192V48H191ZM259 46V47H258ZM172 47V48H171ZM174 47V48H173ZM176 47V48H175ZM197 47V48H196ZM204 47V46H203ZM208 47V46H207ZM214 47V46H213ZM229 48V50H228V48ZM236 47H237V45H236ZM236 47H234V48H236ZM261 47V48H260ZM130 48H132L131 49V51H130ZM140 49V50H138V49ZM156 48H157V50H156ZM161 48V51L159 50ZM162 48H163V51H164V49H166L164 52L162 51ZM180 48V49H179ZM183 48H184V50H183ZM199 48V49H198ZM253 49V50H251V49ZM255 48H258V49H256L255 50ZM54 49V50H53ZM110 49V50H109ZM111 49H112V52H111ZM170 49V50H169ZM177 49V50H176ZM182 49V50H181ZM198 50L199 52H197V51H195V50ZM51 50H52V56H53V52H54V54L55 53H57L56 51H55V48H51ZM106 50V51H105ZM113 50H114V52H113ZM123 50V52L126 50L127 52H124V54H123V52H121ZM136 50H138V51H136ZM156 50V51H155ZM180 50V51H179ZM190 50H192V54L194 55V53H196L197 52V54H195L194 56L193 55H191V53L189 54V52H190ZM223 52H222V51ZM161 52L160 54H159V52ZM172 51V52H171ZM183 51V52H182ZM188 53H187V52ZM221 51V52H220ZM234 51H235V49H234ZM259 51V52H258ZM71 52V53H70ZM113 54H111V53ZM116 52V53H115ZM119 52H121V53H119ZM133 52V53H132ZM134 52H135V55H134ZM168 52V53H167ZM173 52H175V55L176 56H178V57H176L175 55H174V53ZM185 52V53H184ZM253 52V53H252ZM258 54H257V53ZM261 52V53H260ZM59 53H57V54H55L54 56H56V55H58ZM106 53L107 54H111L110 56H114V58H112V57H110V59L112 58L113 59V61H112V59L110 60L108 57V55H106ZM128 53H132V54H128ZM163 53V54H162ZM167 53V55H165ZM183 53L185 54V55H183ZM220 53V54H219ZM223 53V54H222ZM225 53V54H224ZM102 54H103V56H102ZM105 54V55H104ZM117 54H118V56H117ZM124 56H123V55ZM129 56H127V55ZM169 54V55H168ZM187 54V55H186ZM189 54V55H188ZM238 54V55H237ZM141 55V57H139ZM159 55V56H158ZM223 55V56H222ZM227 55H225V56H227ZM242 55V54H241ZM105 56V57H104ZM108 56V57H107ZM121 56H122V58H121ZM125 56H127V57H125ZM131 56V57H130ZM158 56V57H157ZM164 56V57H163ZM170 58H169V57ZM186 58H185V57ZM240 56V57H239ZM106 57H107V60H105L106 59ZM153 57H155V58H153ZM161 57H163V59L161 58ZM177 59H176V58ZM179 57H180V59H179ZM183 57V58H182ZM190 58V59H188V58ZM237 57L238 58H240L239 60H237ZM259 57H261V58H263V59H261V58H259ZM117 58V59H116ZM132 58V59H131ZM135 58H137V62L135 61ZM158 58H161V61L162 62H157V60L158 61H160ZM171 58H172V60H171ZM176 60H175V59ZM258 58H259V60H258ZM122 59V60H121ZM127 59H129V61L130 62H132L133 64L136 62L137 64H132V63H130V62H126V60ZM187 59V60H186ZM257 59V60H256ZM116 60H118V61H116ZM124 60V62L125 63H127L126 64V67L128 68V69H130L129 71H127L128 69H126V67H125V63L124 62H122ZM133 60V61H132ZM143 60H145V61H143ZM153 60V61H152ZM171 60V61H170ZM175 60V61H174ZM184 60V63H185V61H187V63L186 64H184L183 62H181V61H183ZM189 60H192L193 61V63L192 62H188ZM260 60H262L261 61V63H260ZM106 61V62H105ZM108 61V62H107ZM115 62V63H112V62ZM120 61H121V64L122 63H124L123 65H124V69H126V71L127 72H124L125 70L122 68V70H123V72H122V70H120V72H118L119 70V68L121 69V66L123 67V65H121L120 66ZM128 61V60H127ZM135 61V62H134ZM140 61H141V64L142 65H140ZM149 61H151V62H149ZM166 61V62H165ZM230 61V62H229ZM235 61V62H234ZM238 61V62H237ZM146 64H145V63ZM157 64H155V63ZM177 64H176V63ZM197 62H199V63H197ZM219 62H217L216 61V63H219ZM230 64H233V65H230ZM242 62H243V64H242ZM256 62L258 63H260V66H258L257 64H256ZM105 63H106V65H105ZM118 63V64H117ZM172 65H171V64ZM175 63V64H174ZM191 64V66H190V64ZM197 63V65H195ZM237 63H238V65H237ZM258 63V64H259ZM113 64H115L114 65V67H113ZM161 64H162V66H161ZM175 66H174V65ZM180 64V65H179ZM182 64H184L183 66H182ZM213 64V63H212ZM263 64V65H262ZM107 65H108V67H107ZM120 67H119V66ZM129 65L130 66H132V67H134V68H129ZM136 65V66H135ZM138 65H140V66H138ZM147 65V66H146ZM157 67H156V66ZM160 65V66H159ZM163 65H164V67H163ZM176 65H177V67H176ZM185 65H188V66H185ZM209 65V64H208ZM216 65V64H215ZM215 65H212V68L215 66ZM222 65V66H223ZM239 65H240V67L241 68H238L239 67ZM155 66V67H154ZM167 68H166V67ZM170 66V67H169ZM194 66H196L195 68H194ZM199 66L201 67L200 69H199ZM225 66H223L222 68L223 69H228V68H224ZM228 66H226V67H228ZM254 66H255V69L256 70H258V68L259 67H261V68H259V70L257 71V74H256V70L254 69ZM263 66V67H262ZM92 67V68H91ZM109 67H111V69H109ZM113 67V68H112ZM115 67H116V69H115ZM118 67V68H117ZM138 67V69L136 70V68ZM140 67L141 68H143V70H141L140 69ZM145 67V68H144ZM161 67V68H160ZM173 68L172 70H170L169 68ZM180 67H182V69H180ZM186 67V68H185ZM191 67H193V69L191 68ZM210 68H211V65L209 66ZM233 67V68H232ZM235 67V68H234ZM156 68H158V69H156ZM162 68H163V70L164 69H166L167 71H162ZM188 68H191L192 69V72H191V69H188ZM91 69H92V71H91ZM112 69H113V71H114V69H115V71L117 72L116 73V75H115V71L113 72L112 71ZM169 69V70H168ZM187 69V70H186ZM196 69V70H195ZM198 69H199V71H198ZM233 69V70H232ZM261 69V70H260ZM118 70V71H117ZM147 70V71H146ZM180 70H181V72H180ZM183 70V71H182ZM184 70H186V72H187V74H186V76H185V72H184ZM188 70H189V72H188ZM194 70H195V72H194ZM207 70H205L204 69V74H205V72H207ZM237 70V71H236ZM240 70H241V75H240ZM243 70V71H242ZM111 71L114 73V74H112L111 73ZM152 73H151V72ZM159 71V72H158ZM174 71V72H173ZM179 71V72H178ZM250 69L249 70H247L246 71V73L244 74V75H246L247 74V76H252L251 75V73H250ZM91 72L93 73V74H91ZM140 72V73H139ZM147 73V75H145L146 73ZM169 72H171V77H170V73ZM190 72H191V75H189L190 74ZM197 72H198V74H197ZM200 72V73H201ZM264 72V71H263ZM118 73H122L123 75H125V76H122V74H121V76H120V74L118 75ZM124 73H126V74H124ZM128 73V74H127ZM143 75H142V74ZM161 73V74H160ZM169 73V74H168ZM174 73V74H173ZM177 75H176V74ZM192 73H194V74H197L196 76H195V78L196 79H194V78H192L191 76H192ZM93 76H91V75ZM132 74V75H131ZM135 74V75H134ZM154 74V75H153ZM166 74H167V76H166ZM174 76H173V75ZM180 74V75H179ZM194 74H193V77H194ZM202 74V73H201ZM113 75V76H112ZM158 75V76H157ZM187 75H189V76H187ZM198 75H199V78H198ZM264 75V74H263ZM90 76H91V78H90ZM120 76V77H119ZM131 76H135V77H131ZM161 76V77H160ZM184 76L186 77V78H184ZM243 76V75H242ZM118 77H119V81H118ZM170 77V78H169ZM182 77V78H181ZM191 79V80H189V78ZM236 77V78H235ZM117 78V79H116ZM122 79V81H121V79ZM127 79V82L124 80V82H123V79ZM137 78H138V80H137ZM167 78V79H166ZM169 78V79H168ZM172 78H171V80H172ZM181 78V79H180ZM135 79V80H134ZM183 79H188V80H183ZM233 79H235V80H233ZM240 79V80H239ZM261 79H262V82H264V76L263 77H261ZM90 80V81H89ZM137 80V82H135ZM163 80H162V82H163ZM196 80V83H195V85L196 84H198L199 83V81H197ZM239 80V81H238ZM259 80H260V83H259ZM178 81V82H177ZM183 81L184 82H186L185 84L183 83ZM129 82V83H128ZM131 82V83H130ZM157 82V81H156ZM198 82V83H197ZM238 82V83H237ZM240 82V83H239ZM123 83H128V84H126V85H128L127 87H126V85H124ZM133 83V84H132ZM135 83H137V84H135ZM138 83H140V84H138ZM183 83V84H182ZM190 83V84H191ZM121 84H123V86H125V88L123 87V86H121ZM180 84H181V87H182V89H181V87H180ZM189 84V85H190ZM191 84V85H192ZM263 84V83H262ZM131 85H133V86H131ZM135 85V86H134ZM141 85V86H140ZM166 85V84H165ZM177 85H178V87H177ZM183 85V86H182ZM231 85H233V87L231 86ZM264 85V84H263ZM263 85H261L262 87H264ZM30 86V85H29ZM29 86H27V87H25V92H27L28 91V89L31 87H29ZM129 86H130V88H129ZM139 86H140V88H139ZM256 86H258V87H256ZM120 87V88H119ZM134 87V88H133ZM143 87V88H142ZM180 87V88H179ZM232 87V88H231ZM235 87H236V89H235ZM238 87V88H237ZM242 89H240V88ZM253 87H256V88H254V90H253ZM124 88V89H123ZM126 88H127V90H126ZM129 88V89H128ZM133 88V89H132ZM136 88H138L139 90H143L142 92H144L143 93V96H142V92L141 91H139L138 89H136ZM142 88V89H141ZM178 88V89H177ZM259 88V89H258ZM26 89H27V91H26ZM134 89H136V90H134ZM185 89V90H184ZM235 89V90H234ZM256 89V90H255ZM122 90V91H121ZM125 90L127 91V92H125ZM238 90V91H237ZM239 90H241V91H239ZM257 90H259V92L257 91ZM136 91H139L138 92V94H137V92ZM236 91H237V93H236ZM257 93H256V92ZM23 92H24V90H23ZM21 93L20 92V94H22V96L25 94V92L24 93ZM136 93V94H134V93ZM233 92V93H232ZM247 92V93H246ZM262 92V93H261ZM239 93V94H238ZM249 93V94H248ZM251 93H253L254 95L252 96V94ZM260 93V95L262 96V98H260V99H258V95L257 94H259ZM127 94V95H126ZM133 96H132V95ZM242 94H243V96H242ZM246 94V95H245ZM256 94V95H255ZM131 96V97H129V96ZM136 95H138V96H136ZM250 95V96H249ZM153 96V97H152ZM233 96H235V98L233 97ZM247 96V97H246ZM129 97V98H128ZM137 97V98H136ZM142 97H143V99H142ZM147 97V99H145ZM237 97H239V98H237ZM255 97V98H254ZM260 97V96H259ZM128 98V99H127ZM153 98V99H152ZM247 99V100H249L247 103H248V105H246V104H244L243 103V99ZM257 98V99H256ZM118 99V100H117ZM130 99V100H129ZM132 99V100H131ZM142 99V100H141ZM146 100V101H143V100ZM150 99H152V101H154V104H153V102L151 101H149ZM229 99V102H231V100L232 101H234L235 99V103L233 102V104H231V103H228V100ZM239 99V100H238ZM242 99V100H241ZM45 100V101H44ZM130 101V103H128V101ZM44 101V102H43ZM133 101V102H132ZM141 101H143V102H146L147 104L150 102V105L148 104L147 106H146V103H142ZM148 101V102H147ZM238 101V102H237ZM135 102V103H134ZM221 102V103H222ZM224 102H225V104H224ZM240 102V103H239ZM138 103H140V105H138ZM153 105H152V104ZM228 105H227V104ZM237 103V104H236ZM239 103V104H238ZM244 104V107H243V104ZM13 104V105H12ZM35 104V105H34ZM128 104H130L131 106H132V108H131V106L130 107H128L129 105ZM231 104V105H230ZM235 104V105H234ZM33 105V106H32ZM134 105V106H133ZM223 105H225V106H223ZM232 105L234 106V107H232ZM250 105V106H249ZM258 105V106H257ZM14 108H13V107ZM144 106H146V107H144ZM152 106V107H151ZM228 106H229V108L232 110V111H230L229 109H228ZM9 107H12L11 109L9 108ZM198 107V108H197ZM225 107H227V108H225ZM232 107V108H231ZM236 107V108H235ZM253 107V108H252ZM263 108H261V109H259V110H261L262 111V114L264 113L263 111V109H264V106H262ZM121 108V107H120ZM131 108V109H130ZM154 108V107H153ZM160 108V107H159ZM200 108V109H199ZM206 108V107H205ZM222 108H224V109H222ZM246 108H248V110L246 109ZM251 108V109H250ZM12 109H15V111H16V115L15 116H13V112H12ZM141 109H139V110H141ZM151 109V110H150ZM241 111H240V110ZM155 110V109H154ZM154 110L152 111V113L154 112ZM246 112H245V111ZM142 111V110H141ZM157 111H160V110H157ZM200 111H203V112H200ZM208 111V112H207ZM212 111H213V113H212ZM206 114H205V113ZM229 112V113H228ZM231 112H233V113H231ZM155 113V112H154ZM158 113H160V112H158ZM209 115H208V114ZM236 113V114H235ZM242 113V114H241ZM244 114H245V116H244ZM206 115H207V117H206ZM236 115V116H235ZM241 115H243L244 117H242ZM210 116V117H209ZM204 117V118H203ZM234 117V118H233ZM235 117L237 118V119H235ZM115 118V119H114ZM206 118H208V119H206ZM142 119V118H141ZM246 119V118H245ZM234 120H236L235 122H234ZM239 120V121H238ZM241 120V121H240ZM206 121V122H205ZM123 122V123H122ZM203 122H205V123H203ZM194 124H196V125H194ZM200 124H203L204 125V127H203V125H200ZM235 124V125H234ZM238 124H240V126L238 125ZM125 125H126V127H125ZM144 126L146 125L145 123L143 124ZM231 125V126H230ZM147 126V125H146ZM200 126H202L201 128H200ZM193 127V128H192ZM225 127V128H224ZM232 127V128H231ZM237 127H239V128H237ZM244 127V128H243ZM198 128V129H197ZM200 128V129H199ZM236 128V129H235ZM189 129V130H190ZM195 129V130H194ZM223 129H225V130H223ZM235 129V130H234ZM21 130V131H20ZM128 130H129V133H128ZM199 130V131H198ZM232 130V131H231ZM17 131V132H16ZM28 131V132H27ZM195 131V132H194ZM197 131V132H196ZM19 132V133H18ZM232 134H231V133ZM234 132V133H233ZM17 133V134H16ZM224 133V134H223ZM24 134V135H23ZM231 134V135H230ZM20 135H19V137H20ZM228 136V137H227ZM242 137H244V139L242 138ZM198 138V139H197ZM242 138V139H241ZM47 141L49 142V141H52V143L51 144H45V143H47ZM154 143H156V144H154ZM225 143V144H224ZM189 144H192L193 146H196V147H198V149H200V151H196V153H197V155L199 154V158H197V156H188V157H185V158H183V154H184V152L186 151V152H189L190 151V147L191 146H189ZM188 145V146H187ZM223 146V147H222ZM253 146H255V147H253ZM100 147L102 148V149H100ZM200 147V148H199ZM259 147H261V148H259ZM98 150H97V149ZM119 148V149H118ZM190 148V149H189ZM259 150V151H258ZM254 151V152H253ZM109 155V156H108ZM80 156V155H79ZM110 156H113L114 157V159H113V161H111L110 160ZM121 156V157H120ZM109 158V159H108ZM234 163V164H233ZM235 164H237V165H235ZM251 164H253V165H251ZM255 165H257L258 167H256ZM38 165H36V164H29L28 165V167H30V169H27V170H25L23 173H22V181L20 180V178H17L16 179V187H15V194H16V196H18V194H20V193H22L23 194V196L24 197H26L28 194H30L32 191H33V193L36 191H38V193L41 195L42 193L43 194H46V195H49V196H53V195H57V190L56 189H54V187H56V185H58V186H60L61 188H64V179H65V176L67 175L66 173L69 171V169L72 167V166H75V165H71V164H68L67 165V167H66V173L63 175L64 177H63V180H61V181H58L56 184H52V186H49V187H46V188H41V186H38V185H34V184H30L29 185V183H32V181H31V174L34 172V171H36L37 170V168H39V167H37ZM253 166V167H252ZM35 167V168H34ZM236 167V168H235ZM238 167V168H237ZM256 167V168H255ZM33 168V169H32ZM68 168V169H67ZM239 168H240V170H239ZM251 169H252V171H251ZM254 169H255V171H254ZM261 169V170H260ZM30 172H29V171ZM34 170V171H33ZM39 170H40V168H39ZM241 170H242V174H241ZM262 171H263V173H262ZM32 172V173H31ZM38 172V171H37ZM257 172H258V175L256 176V174H257ZM260 172H261V174H262V176L260 175ZM50 173L52 174V175H59L60 173H59V171H57V170H54V169H51L50 170ZM260 177V178H259ZM29 179H30V181L31 182H29ZM212 180V181H211ZM29 182V183H28ZM75 182H76V179H74L73 180V184H75ZM211 182H214V183H212V185H211ZM208 184V185H207ZM29 186V187H26V186ZM31 186V187H30ZM32 186H34V187H32ZM38 186V187H37ZM206 186L208 187V188H206ZM26 188H29L30 190H32L31 192H29V191H26ZM71 188L72 187H70L69 188V191L71 190ZM144 190V189H143ZM8 195V194H7ZM5 204H6V201L4 200V199H1L0 198V215H6L7 214V212L5 211ZM230 205H231V203H229ZM29 211H31V210H24V212H29ZM42 212H44V211H42ZM41 212V213H42ZM18 213H22L21 211H19V212H17V213H15V214H18Z\"/></svg>","mask_w":264,"mask_h":264},{"label":"water","instance_id":"95a60500","mask_svg":"<svg viewBox=\"0 0 264 264\" xmlns=\"http://www.w3.org/2000/svg\"><path fill=\"white\" fill-rule=\"evenodd\" d=\"M0 264H264V216L118 204L0 223Z\"/></svg>","mask_w":264,"mask_h":264},{"label":"built area","instance_id":"2783aa9c","mask_svg":"<svg viewBox=\"0 0 264 264\" xmlns=\"http://www.w3.org/2000/svg\"><path fill=\"white\" fill-rule=\"evenodd\" d=\"M82 169H86L87 159L85 161H81ZM79 165L72 166L69 171L66 173L65 181H64V188L56 185L54 189L57 190V195L49 196L46 194H41V196L51 200L52 204L49 206L41 204V205H32L30 201L37 200L39 198L38 191L35 193H30L25 197L24 204H14L12 206H8L7 203L5 204V211L8 213L15 214L19 211L22 213L24 210H31L29 212H35L37 214L45 213L46 209L52 211L57 210H66V209H76V208H84V207H95V206H103L108 205L110 203H114L117 200V197L114 196L113 191V183L108 182L110 185L108 186L109 190L106 191H99L96 189V185L98 182H107V177L105 174L102 177H96L94 174L90 173L87 175V178H90V182L87 183L85 179H78L79 172L82 170ZM76 179L75 184H73V180ZM119 186V185H115ZM71 190L69 191V188ZM120 187V186H119ZM128 190L130 189V185H126ZM118 200L121 198L118 197ZM26 212V213H29ZM19 214V213H18ZM5 215V214H4Z\"/></svg>","mask_w":264,"mask_h":264},{"label":"crops","instance_id":"0c3cea01","mask_svg":"<svg viewBox=\"0 0 264 264\" xmlns=\"http://www.w3.org/2000/svg\"><path fill=\"white\" fill-rule=\"evenodd\" d=\"M174 160H175V157H174ZM172 164H173V162H172ZM172 164H171V165H172ZM138 166H139V165H138ZM139 167H140V166H139Z\"/></svg>","mask_w":264,"mask_h":264}]
</instances>
